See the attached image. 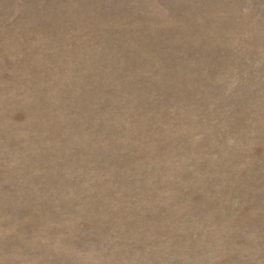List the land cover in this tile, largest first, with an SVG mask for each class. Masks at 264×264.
<instances>
[{
	"label": "rangeland",
	"instance_id": "rangeland-1",
	"mask_svg": "<svg viewBox=\"0 0 264 264\" xmlns=\"http://www.w3.org/2000/svg\"><path fill=\"white\" fill-rule=\"evenodd\" d=\"M0 264H264V0H0Z\"/></svg>",
	"mask_w": 264,
	"mask_h": 264
}]
</instances>
